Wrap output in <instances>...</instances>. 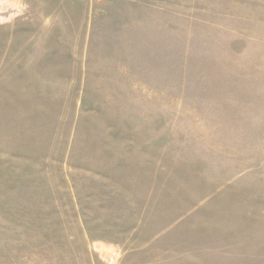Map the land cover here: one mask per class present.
Listing matches in <instances>:
<instances>
[{
    "label": "rangeland",
    "instance_id": "374dc122",
    "mask_svg": "<svg viewBox=\"0 0 264 264\" xmlns=\"http://www.w3.org/2000/svg\"><path fill=\"white\" fill-rule=\"evenodd\" d=\"M0 264H264V0H0Z\"/></svg>",
    "mask_w": 264,
    "mask_h": 264
}]
</instances>
